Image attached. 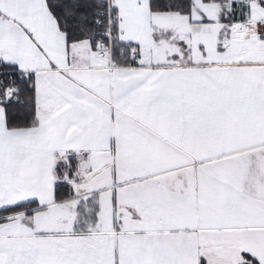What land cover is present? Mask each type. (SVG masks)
Wrapping results in <instances>:
<instances>
[{
    "label": "snow or ice",
    "instance_id": "6c2138e0",
    "mask_svg": "<svg viewBox=\"0 0 264 264\" xmlns=\"http://www.w3.org/2000/svg\"><path fill=\"white\" fill-rule=\"evenodd\" d=\"M0 264H264V0H0Z\"/></svg>",
    "mask_w": 264,
    "mask_h": 264
}]
</instances>
